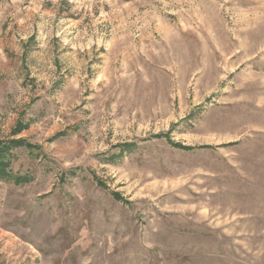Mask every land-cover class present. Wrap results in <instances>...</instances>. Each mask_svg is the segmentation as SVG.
<instances>
[{
  "label": "rangeland",
  "instance_id": "rangeland-1",
  "mask_svg": "<svg viewBox=\"0 0 264 264\" xmlns=\"http://www.w3.org/2000/svg\"><path fill=\"white\" fill-rule=\"evenodd\" d=\"M0 264H264V0H0Z\"/></svg>",
  "mask_w": 264,
  "mask_h": 264
},
{
  "label": "trees",
  "instance_id": "trees-1",
  "mask_svg": "<svg viewBox=\"0 0 264 264\" xmlns=\"http://www.w3.org/2000/svg\"><path fill=\"white\" fill-rule=\"evenodd\" d=\"M22 146L30 147L31 145L22 139L4 140L0 137V178L12 179L18 184L26 181L27 176L14 175L12 169H9L13 149Z\"/></svg>",
  "mask_w": 264,
  "mask_h": 264
}]
</instances>
